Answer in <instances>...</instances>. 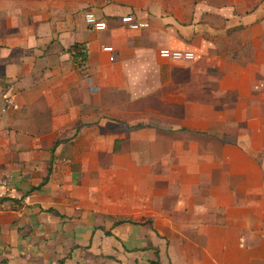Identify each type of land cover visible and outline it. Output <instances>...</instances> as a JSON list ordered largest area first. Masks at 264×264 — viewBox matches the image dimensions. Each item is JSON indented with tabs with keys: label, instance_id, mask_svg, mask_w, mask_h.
I'll return each mask as SVG.
<instances>
[{
	"label": "crops",
	"instance_id": "0c3cea01",
	"mask_svg": "<svg viewBox=\"0 0 264 264\" xmlns=\"http://www.w3.org/2000/svg\"><path fill=\"white\" fill-rule=\"evenodd\" d=\"M151 260L264 264V0H0V264Z\"/></svg>",
	"mask_w": 264,
	"mask_h": 264
},
{
	"label": "built area",
	"instance_id": "2783aa9c",
	"mask_svg": "<svg viewBox=\"0 0 264 264\" xmlns=\"http://www.w3.org/2000/svg\"><path fill=\"white\" fill-rule=\"evenodd\" d=\"M85 19L87 23L92 25V27L96 30H104L107 26V21L105 19L96 17L93 12H87L85 14ZM121 20L123 23H126L130 29L145 28L149 25L147 21L139 22V20L132 14L122 16ZM104 50L111 51L112 47L106 46L104 47ZM159 55L165 59L179 61L191 60L194 57V53L191 51H180L169 48H161L159 50Z\"/></svg>",
	"mask_w": 264,
	"mask_h": 264
},
{
	"label": "trees",
	"instance_id": "16d2710c",
	"mask_svg": "<svg viewBox=\"0 0 264 264\" xmlns=\"http://www.w3.org/2000/svg\"><path fill=\"white\" fill-rule=\"evenodd\" d=\"M72 51V56L74 58V60L80 64V65H84L86 57H85V45L82 44H75L71 47ZM123 220H118L115 221L116 223L122 222ZM150 264H159L158 261L156 260H151Z\"/></svg>",
	"mask_w": 264,
	"mask_h": 264
}]
</instances>
